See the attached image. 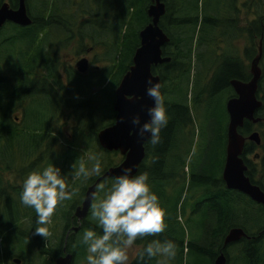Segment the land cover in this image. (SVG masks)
<instances>
[{
    "label": "trees",
    "instance_id": "16d2710c",
    "mask_svg": "<svg viewBox=\"0 0 264 264\" xmlns=\"http://www.w3.org/2000/svg\"><path fill=\"white\" fill-rule=\"evenodd\" d=\"M163 1L166 14L160 27L170 38L163 54L171 61L153 73L161 77L168 124L160 144H146L139 173L149 174L148 183L166 211L167 228L159 237H145L134 245L142 250L153 239H170L179 246L181 264L185 253L193 252L199 254L196 264H215L221 252L227 264H264V206L229 190L222 178L226 105L236 97L230 83L251 79L249 63L258 55L257 39L264 36V0H211L212 8L202 19L189 14V7L200 0ZM241 1L248 9L243 27ZM28 4L35 17L32 34L17 31L6 49L0 45V264H17L16 259L20 264H55L66 253L75 256V264L86 255L87 246L79 238L82 231H101L89 213L80 231L68 239L69 228L77 223L75 210L87 189L123 161L120 153L102 149L98 134L115 123V93L140 47V32L151 22L147 14L151 0H28ZM243 38L248 44L240 55L235 42ZM73 42L80 55L95 53L92 64H99L94 67L98 71L81 74L75 66H65L62 53ZM15 43L18 48L9 49ZM65 110L75 121L72 132L61 123ZM15 111H22V118H13ZM256 117L262 119L258 126L246 121L239 133L245 138L254 131L261 133V146L247 141L242 157L247 176L264 191V105ZM197 118L203 120L202 129ZM257 154L260 158L254 159ZM92 156L100 158L101 175L73 182L68 168L82 159L91 169ZM42 162L59 167L69 189H79L57 208L65 225L56 246L51 241L59 222L52 217L47 241L33 235L37 214L20 199L19 179L40 169ZM104 182L110 186L113 180ZM187 227L194 230L193 239ZM235 227L248 237L224 249L225 238ZM131 264H156V259L136 257Z\"/></svg>",
    "mask_w": 264,
    "mask_h": 264
},
{
    "label": "water",
    "instance_id": "95a60500",
    "mask_svg": "<svg viewBox=\"0 0 264 264\" xmlns=\"http://www.w3.org/2000/svg\"><path fill=\"white\" fill-rule=\"evenodd\" d=\"M147 14L151 22L140 32V47L136 50L133 64L122 78L115 93V123L101 130L98 134V142L102 149L110 153H120L123 156V161L118 166L106 170L87 189L82 204L75 210L74 216L78 223H82L89 216L92 202L91 194L96 190L98 183L113 180L129 167L133 169L132 174L135 175L146 159V144L150 134H146L145 137L141 138L139 126L133 125L131 121L136 115L141 117V123L150 119L147 109L154 102L146 95L148 81L151 79L153 83L159 82L162 85L161 77L155 75L153 69L171 61V58L164 57L163 54V48L170 42V38L160 27L161 19L166 14V5L163 0H151ZM8 21L21 26L31 25L32 20L27 14L25 0H20V7L17 11L11 10L6 4L0 8V29ZM262 57L263 46L261 42L259 54L251 63V79L248 82L234 79L230 83L236 97L230 99L226 105L229 122L226 160L222 178L229 190L238 191L248 196L255 203L264 206V191L260 186L253 184L247 176L248 166L242 157L247 141L256 144L257 147L261 146V135L258 131H255L245 138L239 133V129L244 127L246 121L254 125L262 121L261 118L256 117L264 105L263 101L258 98L263 74L260 67ZM75 68L79 73L87 74L90 69V60L88 58L78 60ZM126 97H132V99L129 100ZM255 158L259 159L260 155L257 154ZM247 237L248 235L244 229L240 227L232 228L225 238L224 249ZM15 261L17 264L21 263L18 259ZM73 261L74 255L68 253L58 258L56 264H73ZM215 264H227V257L224 252L219 254Z\"/></svg>",
    "mask_w": 264,
    "mask_h": 264
},
{
    "label": "clouds",
    "instance_id": "9594fccd",
    "mask_svg": "<svg viewBox=\"0 0 264 264\" xmlns=\"http://www.w3.org/2000/svg\"><path fill=\"white\" fill-rule=\"evenodd\" d=\"M146 95L153 100L147 109L150 119L141 123V117L132 118V124L139 126L141 138L150 134L147 143L155 146L161 143V131L168 124L165 99L161 93V84L150 79ZM131 100L132 97H126ZM123 119V118H122ZM89 169L82 159L74 162L71 168L73 181L100 176L101 161L97 156ZM131 167L115 178L110 186L106 182L96 185L91 194L90 216L101 229L98 233L92 228L84 230L81 242L86 245L87 264H131L129 250L137 240L145 237H159L166 231V211L159 197L148 183L147 172L132 174ZM79 189H69L67 178L61 169L48 165L43 170H33L27 174L22 184L21 203L31 207L37 214V227L33 235L46 241L52 235L49 225L57 208L62 202L71 200ZM100 193H104L100 198ZM187 250V242H185ZM177 254V245L170 239H153L137 253L139 260L145 257L156 259V264H168Z\"/></svg>",
    "mask_w": 264,
    "mask_h": 264
},
{
    "label": "rangeland",
    "instance_id": "374dc122",
    "mask_svg": "<svg viewBox=\"0 0 264 264\" xmlns=\"http://www.w3.org/2000/svg\"><path fill=\"white\" fill-rule=\"evenodd\" d=\"M243 1H241V4H240V6H241V14H242V16H241V19H240V23H239V26L240 27H243V26H246V24H247V22H248V20H247V18H248V16H247V12H248V9L245 11L244 9H243ZM211 0H200L199 2L198 1H195L190 7H189V14L191 15V16H193V17H196V16H198V15H200V18L202 19V17H203V14H206V13H209V11L211 10ZM250 13V12H249ZM250 18H251V16H250ZM248 40L247 39H245V38H243V40H241L240 42H238V41H236L235 42V45H236V47H235V51H237L240 55H242L243 53H244V48H245V46L248 44V42H247ZM18 43H15L13 46H11V47H9V49L10 48H15V49H17L18 48ZM257 46H259V40L257 39ZM10 52H12V50L10 51ZM95 53H93L92 55H91V58L92 59H94V57H95V55H94ZM8 55H9V53H8ZM7 55V56H8ZM84 57V55H80L79 54V46L78 45H76L75 44V42H73L70 46H69V48L68 49H66V50H64L63 51V53H62V59H61V61L65 64V66L67 65V66H75V64H76V62L79 60V59H81V58H83ZM250 64V63H249ZM99 66V64H96V65H94V67H98ZM93 71H98V69H96V68H93ZM93 87V86H92ZM262 88H263V90H264V82H263V84H262ZM96 94V92H93L92 93V95H95ZM75 95V94H74ZM73 95V100H75L76 99V97ZM43 99H40L39 100V102H41ZM34 109H35V107H34ZM65 112H66V117H65V119H63L62 120V122L61 123H63L64 124V127L67 129V130H69V131H71V127L72 126H74L75 125V121L74 120H71L69 117H68V115H69V110H65ZM16 117H19V118H22V111H15L14 112V114H13V118H16ZM198 119V118H197ZM19 120H21V119H19ZM202 122H203V120H201L200 118L198 119V121L196 122L197 123V125L199 126V128L201 127V129L203 128V125H202ZM72 132V131H71ZM202 140H203V136H202V133H201V136H200V142H202ZM122 158H123V156H122ZM39 167H41L39 170H43V168H45L46 166H45V162H42L41 163V165L39 166ZM35 169V168H34ZM71 167H69L68 168V172H69V174L71 173ZM30 173V172H29ZM26 176H27V174H25L23 177H22V180L21 179H19V181H22V183H23V181H24V179L26 178ZM76 181V180H75ZM75 181H73V182H75ZM22 186V185H21ZM64 204L66 203L65 201L63 202ZM64 216H63V214H62V212H58L57 210H56V212H55V214H54V218L59 222V228H58V232L56 233V237L54 238V239H52V241L51 242H53V246H56L57 245V243H58V239H59V237H61L62 236V233H63V228H64V220L62 219ZM52 220H53V218H52ZM28 223H29V225L32 223V219L31 220H29V221H27ZM53 225H51V226H49V227H52ZM78 228V227H77ZM188 232H189V234H188V236L191 238V239H193V236H192V233H193V229L192 228H189V227H187V229H186ZM83 232L84 231H82V233L80 234V239H82V235H83ZM67 235H68V233H67ZM72 235V234H71ZM70 238V236L68 237V239ZM200 248L201 247H203L204 245H200V244H197ZM177 247H179V246H177ZM139 250H140V247H138V246H135V245H133V247L129 250V257H130V260L132 261L133 259H135L136 257H137V253L139 252ZM177 250H178V248H177ZM177 253H178V251H177ZM178 254H176V256H175V258L173 259V260H170L169 262H168V264H181V261H180V259L178 258V256H177ZM198 256H199V254H197V252H193V253H191V254H187V253H185V255H184V262H183V264H196V260H197V262H198ZM86 257H87V251H86V255H85V258L83 257V259H80L79 261H77V262H75V264H87V260H86ZM75 260V259H74ZM74 264V263H73ZM232 264H235V263H232Z\"/></svg>",
    "mask_w": 264,
    "mask_h": 264
},
{
    "label": "flooded vegetation",
    "instance_id": "af4514ba",
    "mask_svg": "<svg viewBox=\"0 0 264 264\" xmlns=\"http://www.w3.org/2000/svg\"><path fill=\"white\" fill-rule=\"evenodd\" d=\"M26 2V7H27V14L29 16V18L32 20V23L31 25L29 26H21L19 24H16L14 22H11V21H8L4 24V26L0 29V45L1 43L3 44V50L6 49V47H8L11 43H12V39L15 37V35L17 34V31L19 32H22V31H26V32H29L32 34L33 32V29H34V25H35V17L32 16L31 12H30V9H29V4H28V0H25ZM164 2V1H163ZM8 5L9 8L13 11H17L20 7V0H2L1 2V5H0V8L3 6V5ZM3 34H6V37L4 39H1V36ZM13 37V38H12ZM262 39H264V36L260 37L259 39V43L262 42L263 44V41ZM19 44H22V41L19 39ZM165 48V47H164ZM263 49H264V45H263ZM91 53H88L87 55H84V57H88L89 60H90V71L91 69L93 70L94 68V65L92 64V58H91ZM264 53H263V57H262V60H261V63H260V66H261V69H262V73H263V76H262V79H261V83H260V87H259V92H258V98L260 100L263 101V88H262V81L264 80ZM258 114V113H257ZM259 124L255 125V126H258ZM255 153H257V151H255ZM77 223L75 222L68 230V235H67V238L69 236H74L75 234H77L80 229L82 228L83 226V222L82 223H78V220L76 219ZM78 227V228H77ZM76 229H78V231H76ZM72 234V235H71ZM132 262V261H131Z\"/></svg>",
    "mask_w": 264,
    "mask_h": 264
},
{
    "label": "bare ground",
    "instance_id": "6f19581e",
    "mask_svg": "<svg viewBox=\"0 0 264 264\" xmlns=\"http://www.w3.org/2000/svg\"><path fill=\"white\" fill-rule=\"evenodd\" d=\"M56 264V263H55Z\"/></svg>",
    "mask_w": 264,
    "mask_h": 264
}]
</instances>
